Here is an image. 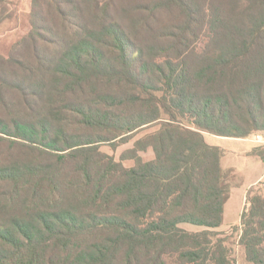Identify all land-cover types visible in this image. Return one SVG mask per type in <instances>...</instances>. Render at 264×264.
<instances>
[{
  "label": "trees",
  "instance_id": "16d2710c",
  "mask_svg": "<svg viewBox=\"0 0 264 264\" xmlns=\"http://www.w3.org/2000/svg\"><path fill=\"white\" fill-rule=\"evenodd\" d=\"M112 2L54 0L62 21L79 11L86 19L66 38L51 32L56 59L14 63L24 80L2 81L39 102L31 120L0 118L1 139L55 161L0 164V195L9 192L16 212L0 222V264H236L234 235L215 229L237 171L204 133H264V57L254 59L264 14L250 28L221 31V16L208 19L194 1L126 0L122 15L109 17ZM172 7L174 24L155 19ZM140 133L120 159L100 150ZM251 154L264 161V144ZM233 229L247 260L264 264V187L249 190Z\"/></svg>",
  "mask_w": 264,
  "mask_h": 264
},
{
  "label": "rangeland",
  "instance_id": "374dc122",
  "mask_svg": "<svg viewBox=\"0 0 264 264\" xmlns=\"http://www.w3.org/2000/svg\"><path fill=\"white\" fill-rule=\"evenodd\" d=\"M190 1H194L198 5L199 13L208 12V19H211V15L214 13L219 14L224 23L219 25L221 31L228 24H238L240 27L250 28L254 22L252 20H255L259 13L264 14V0ZM125 3L126 0H114L108 16H121V10L122 7H125ZM176 12L177 7H172L168 12L161 11L159 14L157 13L155 19L159 22L171 24L178 19ZM74 16L72 19L68 18L67 21H62L54 6V0H0V118L4 119L5 122L11 124L15 114H18L21 120H31L26 114L34 109L35 103L39 102L37 99L29 97L33 101L26 103L27 98L23 101L20 93L8 89V87L5 88L2 81L24 80L23 75L26 73H22L13 64L27 60L28 62H34L37 56L43 57L42 59H45V57L50 60L56 59L61 53V49L58 43L55 42L56 39L54 40L51 32H56L59 39H62L63 36L64 38L69 36L70 24L79 19L85 20L87 15L79 11ZM133 17L134 19L139 17L146 21L149 18L146 12H135ZM208 22L209 20L206 21V27L210 26ZM151 23L154 24V21L152 20ZM203 35L201 34L202 39H204ZM205 39L202 45L209 40V37L207 36ZM258 43L264 45V34L261 35ZM261 57H264V47L259 48L254 55L255 60ZM21 106H24L22 110ZM34 114L30 113L29 116L33 117ZM44 115H49V111H44ZM55 124L57 125V123ZM153 129L146 130V132ZM73 130L75 131L74 128H72ZM143 133H140L128 143H118L116 148L113 147L112 143H101L100 150L108 155L115 156L116 159H120L126 150L133 147L135 139ZM256 134L258 133H253L247 138H235L218 136L208 132L204 133L208 143L224 148L223 165L234 167L237 171V179L232 187L230 198L225 204L223 224L215 229L222 235H234L230 238L229 245L234 249L236 264L251 263L247 260L244 247L240 244L239 232H235L233 228L241 225V215L247 204L249 190L251 188L258 190L264 187V161L259 156L251 154L256 146L263 145L255 140ZM261 134L264 135L263 132ZM142 155L145 159L154 156L152 150L142 153ZM35 159L44 163L55 161L52 155L48 153H42L39 150L22 145L11 146L8 140H2L0 136V164L16 160L20 162L24 160L34 161ZM126 164L131 163L128 161ZM5 190L11 191L8 185H5ZM6 193V195H0V222H7L16 214L11 203L7 201L9 192ZM181 226L191 231L205 229L203 226L192 223H182Z\"/></svg>",
  "mask_w": 264,
  "mask_h": 264
},
{
  "label": "built area",
  "instance_id": "2783aa9c",
  "mask_svg": "<svg viewBox=\"0 0 264 264\" xmlns=\"http://www.w3.org/2000/svg\"><path fill=\"white\" fill-rule=\"evenodd\" d=\"M255 140H256L257 142L261 143V144H264V135H262V134H260V133L256 134V136H255Z\"/></svg>",
  "mask_w": 264,
  "mask_h": 264
}]
</instances>
